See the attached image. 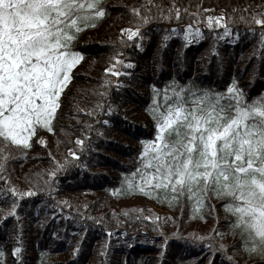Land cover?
<instances>
[{
  "label": "trees",
  "instance_id": "trees-1",
  "mask_svg": "<svg viewBox=\"0 0 264 264\" xmlns=\"http://www.w3.org/2000/svg\"><path fill=\"white\" fill-rule=\"evenodd\" d=\"M207 6L222 9L231 35L223 36V27H207ZM104 7L106 15L75 42L83 59L62 97L55 134L40 130L30 149L9 148L19 157L7 165L11 186L37 195L19 202V220L4 218L12 198H0L3 264H15L8 252L18 246L17 236L22 237L24 264H229L228 256L236 264H264V257L244 250L239 232L231 230L234 218L215 196L207 202L214 210L206 206L194 212L187 199L170 207L155 192L149 196L127 189L129 180L141 182L132 174L138 168L143 174L142 142L156 137L152 109L156 104L163 109L166 89L169 96L177 85L227 94L235 81L247 103L264 96V45L260 27L252 26V17L264 13V0H104ZM140 17L148 19L141 28L143 39L127 41L121 30L140 26ZM189 25L202 34L197 45L184 39ZM143 41L146 50L136 47ZM113 57L134 67L117 64L121 75L114 76L105 71ZM97 104L104 111L88 115ZM108 105L114 109L110 115ZM78 138L83 146L75 143ZM49 155L61 164L68 161L51 191L44 183L54 167ZM217 228L226 233L223 238L214 234ZM221 244L226 251H214Z\"/></svg>",
  "mask_w": 264,
  "mask_h": 264
},
{
  "label": "snow or ice",
  "instance_id": "snow-or-ice-1",
  "mask_svg": "<svg viewBox=\"0 0 264 264\" xmlns=\"http://www.w3.org/2000/svg\"><path fill=\"white\" fill-rule=\"evenodd\" d=\"M131 11L139 16L138 9ZM176 14L179 17L178 10ZM105 15L104 0H0V181L3 182L0 198H12L5 219L19 220V202L37 195L36 191L22 192L11 186L5 175L7 165L19 157H14L9 148L30 149L40 130L55 134L62 97L73 79V69L83 59V54L75 50V42L84 29L95 27L96 20ZM140 19L142 24L135 29L121 30L127 41L143 39L141 28L148 19ZM223 20V15L209 16L207 27L222 26L223 36H229L231 29L226 23L221 24ZM252 26L260 27L264 45V13L252 17ZM188 28L184 34L186 41L191 43L190 37L202 38L198 28L194 32L191 25ZM121 43L126 41L122 39ZM113 60L105 71L114 76L121 75L116 70L117 64L134 67L131 63L124 64L123 59L113 57ZM108 84L110 81L105 82ZM167 93L168 89L162 110L154 100L156 137L142 142L146 144L141 153L143 174L139 168L132 174L139 175L141 182L137 185L129 180L128 191L138 190L149 196L155 192L156 199L163 196L170 207L187 199L193 202L194 212L206 206L214 210L207 202L215 196L234 218L231 230L233 234L239 232L244 250L264 257V96L247 103L235 81L227 94L193 91L178 85L171 96ZM103 111L104 105L97 104L87 114L100 115ZM113 111L108 105L107 114ZM108 123L103 120V124ZM85 127L90 130L92 126ZM75 143L83 146L84 140L78 138ZM70 155L75 157L71 150ZM49 159L54 167L44 183L51 191L57 173L65 170L68 161L61 164L51 155ZM213 231L221 238L226 235L218 228ZM16 239L18 246L13 248L12 256L15 264H24L22 237ZM75 251L78 253L79 246ZM214 251L226 250L221 244ZM164 254L162 250L161 258ZM5 256L0 248V264ZM226 258L229 264H236L233 257Z\"/></svg>",
  "mask_w": 264,
  "mask_h": 264
},
{
  "label": "rangeland",
  "instance_id": "rangeland-1",
  "mask_svg": "<svg viewBox=\"0 0 264 264\" xmlns=\"http://www.w3.org/2000/svg\"><path fill=\"white\" fill-rule=\"evenodd\" d=\"M207 10V11H206ZM221 15H223V11H222V9H220V10H214V9H212L211 7H209V6H207L206 7V9H205V17H206V21H207V23H208V17L209 16H212V17H220ZM221 24L223 25V21L221 22ZM219 28H222V26L221 27H219ZM123 29H129V28H123ZM192 38V37H191ZM143 48V50H146L147 49V47H145V42H143L142 44H141V49Z\"/></svg>",
  "mask_w": 264,
  "mask_h": 264
},
{
  "label": "built area",
  "instance_id": "built-area-1",
  "mask_svg": "<svg viewBox=\"0 0 264 264\" xmlns=\"http://www.w3.org/2000/svg\"><path fill=\"white\" fill-rule=\"evenodd\" d=\"M196 43H198V41L192 39L190 44H191V45H194V44H196ZM145 47H149L147 43H145ZM9 255L12 256V250H9Z\"/></svg>",
  "mask_w": 264,
  "mask_h": 264
},
{
  "label": "water",
  "instance_id": "water-1",
  "mask_svg": "<svg viewBox=\"0 0 264 264\" xmlns=\"http://www.w3.org/2000/svg\"><path fill=\"white\" fill-rule=\"evenodd\" d=\"M163 25H165L166 27H171V25H169V24H163ZM183 26V24H180V25H178V26Z\"/></svg>",
  "mask_w": 264,
  "mask_h": 264
}]
</instances>
